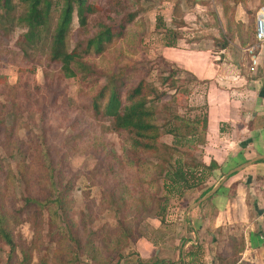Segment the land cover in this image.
<instances>
[{
	"label": "rangeland",
	"instance_id": "rangeland-1",
	"mask_svg": "<svg viewBox=\"0 0 264 264\" xmlns=\"http://www.w3.org/2000/svg\"><path fill=\"white\" fill-rule=\"evenodd\" d=\"M51 1L48 31L33 46L20 43L26 31L20 22L26 14L23 2L12 0L7 15L0 8L6 15L0 20V213L7 216L15 242L11 252L0 238V264H183L181 255L197 263L206 256L204 264H230L232 257L222 254L231 255L226 237L234 229H224L221 243L208 238L207 246L195 245V254L185 256L190 207L207 187L215 189L218 179L196 185L194 175V185L180 181L171 189L166 184L174 182L165 181L164 173L173 172L179 159L183 170L208 174L213 150L224 148L218 141L224 133L206 134L200 97L206 83L163 58L166 33L156 27V17L162 15L183 39L177 42L212 44L213 59H223L218 48L225 45L229 51L223 61L247 69L249 57L242 48L255 44L253 9L264 0H88L94 12L85 25L72 14L69 50L78 42L85 45L102 25L116 24L127 11L136 16L100 52L95 47L83 52L84 65L72 78L48 56L62 3ZM241 71L229 75L232 85ZM84 72L89 75L83 77ZM111 80L122 83V98L140 80L147 85L144 93L154 88L146 94V106L159 128L158 151L137 150L115 130L104 110L108 97L96 98ZM255 179V190L242 197H247L246 207L241 206L248 218L234 226L243 251L250 228L245 224L253 225L256 240H250L246 256L264 264V236L258 232L259 224L264 231V180ZM246 182L253 184L250 178ZM255 202H262V211ZM126 228L131 231L123 237ZM190 235L191 243L198 241L197 234Z\"/></svg>",
	"mask_w": 264,
	"mask_h": 264
},
{
	"label": "crops",
	"instance_id": "crops-1",
	"mask_svg": "<svg viewBox=\"0 0 264 264\" xmlns=\"http://www.w3.org/2000/svg\"><path fill=\"white\" fill-rule=\"evenodd\" d=\"M260 6L262 5L256 6L255 10L253 9L254 16ZM165 24L172 28L166 20ZM179 40L183 39L179 38L177 41ZM261 48L264 49V46ZM218 49L221 50L218 55L223 59H213L215 57L212 53H216V51L212 44L195 43V41L190 43L177 42L175 47L163 45L161 55L174 66L188 71L197 82L206 83V87L202 92L200 91L203 93L200 97L205 105L203 125L206 134L214 137V135L218 136L221 131L224 133L221 140L218 139L224 147L218 149V151H222L221 154H218L216 149L212 152L214 154L212 161L217 164V169L212 172L210 178L213 181L214 178H217L218 185L215 189L213 187L203 189L201 199L197 201L196 205L190 207V223L185 224L186 228L189 227V231H191L189 232L190 239L185 237L186 243L190 244L184 248V251L185 249L188 251H186L185 256L195 254L193 251L195 245L207 246L208 238L214 243H221V238H224V229H229V232L234 229L229 233V237L228 235L226 237V250L231 255L222 254V258L240 256L237 262L239 263L242 260L249 261L246 251L250 247V240L253 237L256 240L255 231L252 229L253 225L245 224L250 227L247 231V237L243 239V243H247V245H244L245 251L237 250L239 245L235 231L238 228L234 225L238 223L239 226L241 220L246 221L248 218V209H243L241 206L243 203L246 207L247 197L243 200L242 197L255 190L254 182L257 180L255 178L264 180V54L258 56L257 53L260 49L254 52L257 63L254 70L251 71L249 69L250 59L247 69L244 66L242 68L239 62L235 61V64L231 63L228 66L223 61L227 56L225 52L229 51L228 48L223 46ZM236 69L242 70V75L236 81L237 84L233 83L234 85H232L228 79L230 78L229 75ZM249 178L253 184L249 183L250 185H248L246 181ZM255 196L257 195L255 194ZM237 204L238 209H236ZM261 204L262 202L253 203L258 210L262 211ZM259 225V229L261 227L258 230L259 235H261L259 237L263 238V227L262 224ZM190 233L197 234L198 241L191 243ZM202 237L207 238L205 242L201 240ZM217 256L219 257V255ZM181 258L183 264H204V260H206V256L203 257L204 259L201 258L199 263L192 259L186 260L182 255ZM171 259L173 258L171 257Z\"/></svg>",
	"mask_w": 264,
	"mask_h": 264
},
{
	"label": "trees",
	"instance_id": "trees-1",
	"mask_svg": "<svg viewBox=\"0 0 264 264\" xmlns=\"http://www.w3.org/2000/svg\"><path fill=\"white\" fill-rule=\"evenodd\" d=\"M12 0H0V8H2L6 13L12 9ZM26 8V14L20 19V22L26 27V31L21 34V44H32L36 45L37 41L41 40L43 34L48 31L50 10L52 6L51 0H21ZM61 3V10L57 19V24L53 29L51 34L50 48L48 52L49 59L52 62L60 64V70H62L65 77L72 78L78 75V68L83 66L82 53L87 52L90 48L95 47L97 52H100L106 42L111 41L115 36L120 37L123 35L125 27L127 24L131 23L135 18L136 13L127 11L122 17L121 20L116 24H105L102 25L101 29L96 35H93L89 38L85 45H82L80 42L77 43L72 50H69L67 47V37L69 34L70 24L72 20V14L75 11L78 22L80 25H85L88 14L93 13V9L88 0H58V3ZM140 0H136L139 2ZM118 5H119V1ZM121 10V8H120ZM118 12V11H117ZM7 15V14H6ZM6 15L0 14V20H4ZM1 22V21H0ZM180 26V25H179ZM156 27L158 30L163 29L166 33V40L164 46L175 47L177 40L180 38L176 31L173 28L167 27L162 15L156 17ZM254 36V33H253ZM23 42V43H22ZM81 45V48L78 49V46ZM225 46V45H224ZM25 49V48H24ZM26 52V50H25ZM86 71V70H85ZM83 77H86L85 72L82 74ZM114 80L109 81L107 87H103L98 93L96 98H103L107 96V101L104 106L105 113L112 117L114 122V128L118 133H124L128 136V139L131 141V144L137 150L143 152H156L159 147L157 140L159 138L158 126L154 123L153 118L154 114L146 106L147 98L146 94L154 93V88H149L144 93V89L147 88V85L144 86V81L140 80L136 85L130 87L126 90L124 98H122V83H115ZM106 89V92L104 90ZM94 107L98 108L97 101L94 103ZM169 134H174L173 129L167 131ZM169 149L168 145H165ZM177 159L176 167L173 172L166 171L164 173L165 181H172L174 183H167L172 185L170 188H174L176 183L180 181L183 182L185 186H192L193 178L196 177L195 184L204 182L208 177L212 175V172L217 169V164L212 161L208 166L209 173H204V170H199L198 175L194 172L193 168L191 170H183L180 166V161ZM196 172V171H195ZM208 172V171H207ZM195 175V177H194ZM168 178L169 180H167ZM190 179L192 182H190ZM174 185V186H173ZM57 199L49 202L51 204L55 203ZM45 204V203H44ZM164 209V207H162ZM56 215V209L53 212ZM157 219L163 221V217L158 214ZM130 229L122 233L123 237L130 234ZM0 238L5 241V244L9 246L10 251L12 252L15 249V242L11 235V231L8 227L7 216L4 213H0ZM241 251V246L237 249ZM237 254V253H236ZM92 259L94 255L89 254ZM161 261H158L157 264H161ZM238 262V257L232 258L230 264H236ZM248 264H253L246 261Z\"/></svg>",
	"mask_w": 264,
	"mask_h": 264
},
{
	"label": "built area",
	"instance_id": "built-area-1",
	"mask_svg": "<svg viewBox=\"0 0 264 264\" xmlns=\"http://www.w3.org/2000/svg\"><path fill=\"white\" fill-rule=\"evenodd\" d=\"M254 39L255 44L243 48V52L249 56L251 61L249 67L251 71L254 70V66L257 63L256 55L254 54L256 48L264 46V6H260L255 14Z\"/></svg>",
	"mask_w": 264,
	"mask_h": 264
}]
</instances>
